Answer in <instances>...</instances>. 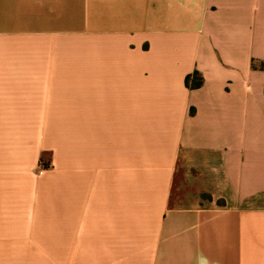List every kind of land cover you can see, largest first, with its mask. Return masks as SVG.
Masks as SVG:
<instances>
[{"label":"crops","instance_id":"obj_1","mask_svg":"<svg viewBox=\"0 0 264 264\" xmlns=\"http://www.w3.org/2000/svg\"><path fill=\"white\" fill-rule=\"evenodd\" d=\"M0 127V264H264V0H0Z\"/></svg>","mask_w":264,"mask_h":264},{"label":"rangeland","instance_id":"obj_2","mask_svg":"<svg viewBox=\"0 0 264 264\" xmlns=\"http://www.w3.org/2000/svg\"><path fill=\"white\" fill-rule=\"evenodd\" d=\"M27 129L28 128H5V127H0V148L3 144L4 139H6L7 136L9 135H15L18 138L19 131L23 130L24 133L22 134L23 140H26L28 138L27 134ZM54 152H41L39 155V161H38V166L36 168V173H40L45 170H54L56 168V163L54 160ZM264 200L258 201L257 203H263ZM35 260L36 262H42L44 260V255L38 254L35 255Z\"/></svg>","mask_w":264,"mask_h":264},{"label":"trees","instance_id":"obj_3","mask_svg":"<svg viewBox=\"0 0 264 264\" xmlns=\"http://www.w3.org/2000/svg\"><path fill=\"white\" fill-rule=\"evenodd\" d=\"M203 77L199 72L188 75L185 79V84L189 89H197L203 85Z\"/></svg>","mask_w":264,"mask_h":264}]
</instances>
